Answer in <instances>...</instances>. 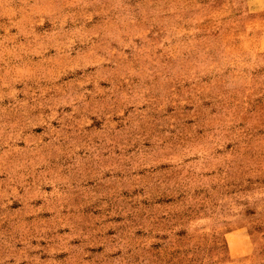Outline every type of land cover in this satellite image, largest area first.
Returning <instances> with one entry per match:
<instances>
[{"label":"rangeland","instance_id":"obj_1","mask_svg":"<svg viewBox=\"0 0 264 264\" xmlns=\"http://www.w3.org/2000/svg\"><path fill=\"white\" fill-rule=\"evenodd\" d=\"M249 1L0 0V264H264Z\"/></svg>","mask_w":264,"mask_h":264},{"label":"crops","instance_id":"obj_2","mask_svg":"<svg viewBox=\"0 0 264 264\" xmlns=\"http://www.w3.org/2000/svg\"><path fill=\"white\" fill-rule=\"evenodd\" d=\"M250 2V4H252L253 5V3L251 2V0L249 1ZM248 6V5H247ZM258 6V5H257ZM248 8L250 9V7L248 6ZM253 12H256V13H258V12H260L261 11V8L258 6V7H256L254 10H252ZM250 12H251V10H250ZM257 35H264V19H262V20H260V21H258V23H257ZM261 36V37H262ZM261 39V38H260Z\"/></svg>","mask_w":264,"mask_h":264}]
</instances>
